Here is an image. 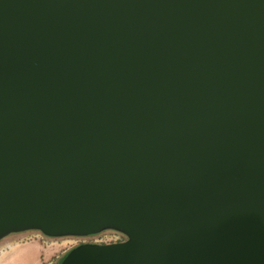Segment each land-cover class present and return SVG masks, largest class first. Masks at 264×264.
<instances>
[{
	"label": "water",
	"instance_id": "1",
	"mask_svg": "<svg viewBox=\"0 0 264 264\" xmlns=\"http://www.w3.org/2000/svg\"><path fill=\"white\" fill-rule=\"evenodd\" d=\"M59 264H264V0H0V240Z\"/></svg>",
	"mask_w": 264,
	"mask_h": 264
},
{
	"label": "rangeland",
	"instance_id": "2",
	"mask_svg": "<svg viewBox=\"0 0 264 264\" xmlns=\"http://www.w3.org/2000/svg\"><path fill=\"white\" fill-rule=\"evenodd\" d=\"M31 235H36L29 241L20 243L17 251L21 258H25L22 264H59L61 258L72 248L81 244H110L126 240V237L117 231L105 230L96 235L85 237H47L41 232L31 230ZM10 239V238H9ZM6 236L0 240V264L9 261L8 255L14 252H5V245L10 241ZM27 240V239H26ZM40 249L33 250L36 244ZM8 250V249H7ZM27 257V258H26ZM30 259V260H29ZM6 264H9L7 262ZM10 264H14L11 262ZM18 264V263H17Z\"/></svg>",
	"mask_w": 264,
	"mask_h": 264
},
{
	"label": "crops",
	"instance_id": "3",
	"mask_svg": "<svg viewBox=\"0 0 264 264\" xmlns=\"http://www.w3.org/2000/svg\"><path fill=\"white\" fill-rule=\"evenodd\" d=\"M31 230H27V231H21V232H13V233H10L9 235H7L6 237L10 240L8 243L10 245V248L8 250H6L5 252H14L13 254L11 255H8L9 257V264L11 262H13L14 264H22V261L23 259L25 258H21L17 251V246L20 245V243H23V242H26V241H29L30 239H32L33 237H35L36 235H31ZM27 239V240H26ZM37 250V249H40V245L37 243L34 247H33V250ZM27 258V257H26ZM30 260V259H29ZM6 262V263H7ZM6 263H3V264H6Z\"/></svg>",
	"mask_w": 264,
	"mask_h": 264
},
{
	"label": "built area",
	"instance_id": "4",
	"mask_svg": "<svg viewBox=\"0 0 264 264\" xmlns=\"http://www.w3.org/2000/svg\"><path fill=\"white\" fill-rule=\"evenodd\" d=\"M9 248H10V245L7 244V245H5V249H4V250H7V249H9Z\"/></svg>",
	"mask_w": 264,
	"mask_h": 264
}]
</instances>
